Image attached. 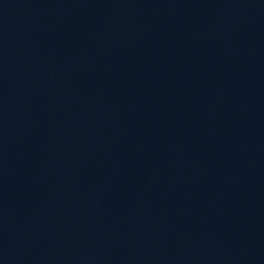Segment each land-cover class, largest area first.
Wrapping results in <instances>:
<instances>
[{"label":"water","instance_id":"water-1","mask_svg":"<svg viewBox=\"0 0 264 264\" xmlns=\"http://www.w3.org/2000/svg\"><path fill=\"white\" fill-rule=\"evenodd\" d=\"M157 0H0V264L95 87Z\"/></svg>","mask_w":264,"mask_h":264}]
</instances>
